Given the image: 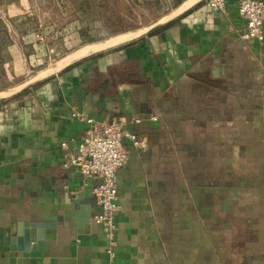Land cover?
Instances as JSON below:
<instances>
[{"label":"crops","instance_id":"obj_1","mask_svg":"<svg viewBox=\"0 0 264 264\" xmlns=\"http://www.w3.org/2000/svg\"><path fill=\"white\" fill-rule=\"evenodd\" d=\"M238 1L201 3L0 104V264H264V42L240 36ZM48 24L45 41L20 23L9 75L89 42L77 17ZM74 110L126 114L141 140H122L114 257L92 220L98 179L62 166L85 133Z\"/></svg>","mask_w":264,"mask_h":264},{"label":"built area","instance_id":"obj_2","mask_svg":"<svg viewBox=\"0 0 264 264\" xmlns=\"http://www.w3.org/2000/svg\"><path fill=\"white\" fill-rule=\"evenodd\" d=\"M228 0H203L202 6L207 10L223 12ZM238 13L245 20L240 32L243 39H252L257 43L264 42V1L239 0ZM42 38L41 35H37ZM71 116L86 126L81 140L75 145V152L63 162V167H75L82 178L96 177L97 183L92 192L99 210L93 214L92 220L100 224L106 237V254L114 257L117 246V214L120 210L116 187V171L123 166L128 158V152L123 144V138H128L133 146H140L141 140L132 131L125 129L129 117L119 114L108 120H98L81 111L74 110ZM154 118V117H153ZM139 121V118H133ZM66 147L67 142L62 141ZM75 194L76 191H73Z\"/></svg>","mask_w":264,"mask_h":264},{"label":"rangeland","instance_id":"obj_3","mask_svg":"<svg viewBox=\"0 0 264 264\" xmlns=\"http://www.w3.org/2000/svg\"><path fill=\"white\" fill-rule=\"evenodd\" d=\"M83 1L0 0V89L32 75L41 67L61 56L62 51H66L65 47L62 49L57 46L59 52L55 50L50 52L49 56L31 72L23 76L9 75L7 64L12 59V43L18 37L20 38L21 22H24L26 27L32 21L37 23L40 32L38 35H41V39L46 41L48 36L52 37L56 33V30L48 28V23L77 17L81 25L87 27V39L91 41L144 25L166 13L182 0H101L106 2L100 5H98L99 0H91L92 7L88 12L82 10L80 4ZM218 246L220 247L219 244Z\"/></svg>","mask_w":264,"mask_h":264},{"label":"water","instance_id":"obj_4","mask_svg":"<svg viewBox=\"0 0 264 264\" xmlns=\"http://www.w3.org/2000/svg\"><path fill=\"white\" fill-rule=\"evenodd\" d=\"M202 2L203 0H182L179 4L166 13L144 25L119 31L101 39L85 42L62 54L58 58L54 59L51 63L41 67L32 75L15 84L1 88L0 102L9 100L23 92L32 89L36 85L67 70L68 68L80 63L87 58L107 50L117 48L151 34L152 32L183 16ZM25 236L27 238L26 241H34L37 238L42 237L40 233L37 234V232H35L33 229L26 231Z\"/></svg>","mask_w":264,"mask_h":264},{"label":"trees","instance_id":"obj_5","mask_svg":"<svg viewBox=\"0 0 264 264\" xmlns=\"http://www.w3.org/2000/svg\"><path fill=\"white\" fill-rule=\"evenodd\" d=\"M105 2H106V1H101V0H99V1H98V5H100V4H104ZM90 4H91V0H84L83 3H81L80 5H81L82 10H83L84 12H88L89 8L92 7ZM200 4H201V3H200ZM178 19H179V18H178ZM178 19H176V20H178ZM176 20H175V21H176ZM173 22H174V21H173ZM173 22H171V23H173ZM171 23L165 25L164 27L170 25ZM42 83H43V82H42ZM42 83L36 85L35 87L41 85ZM33 88H34V87H33ZM27 92H28V91L23 92V93H21V94L15 96V97H13V98H11V99H14V98H17V97H19V96H22L23 94H25V93H27ZM2 102H4V101H1L0 103H2Z\"/></svg>","mask_w":264,"mask_h":264}]
</instances>
